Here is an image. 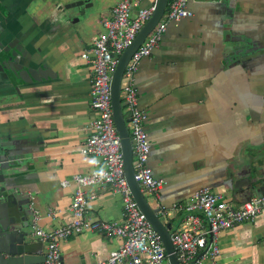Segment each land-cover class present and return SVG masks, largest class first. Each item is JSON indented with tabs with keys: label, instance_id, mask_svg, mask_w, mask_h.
I'll return each mask as SVG.
<instances>
[{
	"label": "crops",
	"instance_id": "crops-1",
	"mask_svg": "<svg viewBox=\"0 0 264 264\" xmlns=\"http://www.w3.org/2000/svg\"><path fill=\"white\" fill-rule=\"evenodd\" d=\"M72 1L0 0L6 40L17 37L28 51L25 62L34 68L44 64L52 73L32 82H0V139L17 141L28 155L17 175L36 191L32 206L44 230L71 218L75 185L61 182L100 167L97 157L80 151L94 118L91 66L81 53L105 31L103 22L119 0H90L85 18L74 22L80 13L65 8ZM220 4L233 19V40H225ZM188 9L191 15L168 24L135 73L138 107L146 112L148 165L163 180L160 206L170 209L209 188L237 207L248 197L232 182L242 174L264 178V0H189ZM245 35L257 42L249 55L236 53ZM122 111L129 130L123 102ZM85 191L95 193L86 217L122 221L121 199L107 186ZM169 215V220L159 216L176 228L184 212ZM121 244L105 233L73 234L59 242L62 264H97ZM217 244L218 264H264L263 218L222 230Z\"/></svg>",
	"mask_w": 264,
	"mask_h": 264
},
{
	"label": "built area",
	"instance_id": "built-area-1",
	"mask_svg": "<svg viewBox=\"0 0 264 264\" xmlns=\"http://www.w3.org/2000/svg\"><path fill=\"white\" fill-rule=\"evenodd\" d=\"M144 0H119L111 9V18L103 22L105 31L92 38V45L81 53L91 66L92 80L89 90L90 107L94 118L87 126L89 132L80 151L98 158L99 168L74 174L61 183H74L69 211L70 220L53 230L42 229L40 214L33 209L31 232L43 243L46 264H62L59 242L82 231H95L116 236L122 244L111 250L97 264H169L160 236L138 209L132 198L124 174L120 139L114 126L110 97V79L122 51L131 44L137 32L150 18L154 2L142 5ZM189 0H167L166 10L146 36L143 43L131 55L121 81V103L129 113V134L132 145L134 178L149 203L166 220L170 211H182L184 215L170 238L179 264H218V234L244 221L262 217L264 221V196L252 195L234 207L222 193L209 188L196 190L185 203H174L170 209L159 205L158 198L163 185L148 165L150 141L144 123L146 112L138 107L134 77L141 58L150 54L159 43L169 23H176L191 15ZM89 186H107L121 199V222L92 220L86 217L88 202L95 193L86 192ZM48 215H54L49 210ZM164 222V221H163Z\"/></svg>",
	"mask_w": 264,
	"mask_h": 264
},
{
	"label": "water",
	"instance_id": "water-1",
	"mask_svg": "<svg viewBox=\"0 0 264 264\" xmlns=\"http://www.w3.org/2000/svg\"><path fill=\"white\" fill-rule=\"evenodd\" d=\"M91 5L90 0H74L65 4V8H75L80 13L73 19L74 22L83 20L86 16L85 10ZM166 5L167 0H154V9L150 18L137 32L131 44L119 55L110 79V97L113 122L123 155L124 174L132 198L152 229L160 236L169 264H179L170 238L172 223L163 222L157 213V208L151 206L134 178L132 145L126 125L127 119L122 111L120 94L122 76L127 62L157 24L166 10ZM219 7L222 28L226 31L225 40H233V34H235L232 27L233 19L227 18L224 5L220 4ZM6 37L5 30L0 29V82L13 84L14 79L32 82L52 77L46 65L34 68L25 62L28 51L17 37L11 40H6ZM239 41L242 44L236 53L249 55L256 51L257 42L253 37L245 35V37H239ZM26 156L28 155L25 152L19 150L17 141L0 139V264H46L43 243L38 239L35 240L31 232L32 195L36 191L29 186H24L17 175L26 163ZM231 187L240 194L245 192V197H250L251 193L264 196V178L242 174L232 182Z\"/></svg>",
	"mask_w": 264,
	"mask_h": 264
},
{
	"label": "flooded vegetation",
	"instance_id": "flooded-vegetation-1",
	"mask_svg": "<svg viewBox=\"0 0 264 264\" xmlns=\"http://www.w3.org/2000/svg\"><path fill=\"white\" fill-rule=\"evenodd\" d=\"M8 33V31L6 30V34ZM11 40V39H10Z\"/></svg>",
	"mask_w": 264,
	"mask_h": 264
},
{
	"label": "rangeland",
	"instance_id": "rangeland-1",
	"mask_svg": "<svg viewBox=\"0 0 264 264\" xmlns=\"http://www.w3.org/2000/svg\"><path fill=\"white\" fill-rule=\"evenodd\" d=\"M74 18H76V17H74ZM150 199V198H149Z\"/></svg>",
	"mask_w": 264,
	"mask_h": 264
}]
</instances>
